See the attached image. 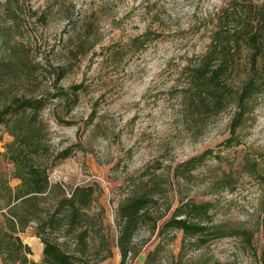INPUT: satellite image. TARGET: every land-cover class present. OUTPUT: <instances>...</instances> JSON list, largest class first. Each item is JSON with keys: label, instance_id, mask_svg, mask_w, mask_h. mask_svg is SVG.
<instances>
[{"label": "rangeland", "instance_id": "1", "mask_svg": "<svg viewBox=\"0 0 264 264\" xmlns=\"http://www.w3.org/2000/svg\"><path fill=\"white\" fill-rule=\"evenodd\" d=\"M20 7L12 19L4 11ZM244 2V3H242ZM229 0H0V66L33 62L34 76L0 69V97L27 95L51 97L42 117L55 154L72 148L70 157L50 171L53 185H62L70 197L76 187L95 189L90 215L94 240L83 250L64 231L51 239L64 250L91 264H120L117 246L118 204L140 178L161 187L150 212L158 218L179 198L209 203L215 225L248 231L251 244L232 236L196 248L186 244L178 260L181 234L153 231L147 220L134 238L139 251L129 264H144L157 252L156 264H259L264 250V91L253 102L243 123L231 133L232 104L219 112L187 106V70L204 54L217 25V15ZM240 6H260L264 0H233ZM243 7V8H244ZM35 12L38 14L36 15ZM233 15V16H234ZM229 27L240 23L229 19ZM231 22V23H230ZM142 38L144 48L130 47ZM84 42L94 46L81 59H70L69 50ZM244 48L232 57L233 71L226 83L239 84L246 68ZM71 62L60 86H82L79 102L68 112L52 98V67ZM0 171L12 165L3 161L11 137L0 132ZM209 152L185 179L175 169ZM257 163V173L243 169L245 161ZM52 161V159H51ZM182 169L178 171L180 174ZM19 180L11 179L12 187ZM52 203V201H49ZM171 209V210H172ZM166 215L165 217H167ZM31 253L27 264H43L44 244L31 224L20 234ZM111 258L101 261L108 253Z\"/></svg>", "mask_w": 264, "mask_h": 264}, {"label": "trees", "instance_id": "2", "mask_svg": "<svg viewBox=\"0 0 264 264\" xmlns=\"http://www.w3.org/2000/svg\"><path fill=\"white\" fill-rule=\"evenodd\" d=\"M232 2L233 0H229L226 7L219 11L217 25L204 54L194 67L187 70L188 84L184 100L189 108H210L214 112L232 104L235 113L230 128L234 134L252 109L256 97L264 91V3L256 7L249 4L244 8L240 6L241 13L237 16L234 15L237 7ZM9 5L8 1L3 9L15 20L19 17L20 7L12 9ZM235 17L240 23L229 27V19ZM138 44L144 48L142 38L132 40L130 47ZM85 45L82 42L69 50L68 60L77 61L94 47ZM241 48H244L247 55V69L239 84L232 87L226 80L235 64L232 57L239 54ZM51 67L56 91L52 98L63 102L68 107V112H71L79 102L82 86L66 90L60 84L73 65L71 62H63ZM2 68L11 69L26 78L37 72L33 62L25 61L13 62L11 66L4 64L0 66ZM50 99L49 96L26 93L0 97V132L11 137V141L5 144L2 159L12 165L10 174L0 171V264L29 262L31 250L23 244L20 234L31 224L36 225V234L44 244L43 264H91L82 256L64 250L51 239L53 233L64 231V237H72L83 250L88 248L89 241L94 240L95 229L89 211L94 201L95 189L92 186L76 187L68 197L62 185L51 183L50 171L58 161L71 156L72 148L55 154L49 144V131L42 114L49 106ZM208 154L209 152H204L177 166L176 176L185 179ZM242 167L251 174L258 172L257 163L250 160L245 161ZM180 169L182 172L179 174ZM11 179L19 180V185L12 187ZM133 185L130 194L117 208L120 264H129L128 261L138 257L139 251L134 250V238L147 220L152 222L153 231L159 229V235L181 234V249L178 254L180 261L186 244L200 248L211 241L232 236H241L247 244H251L248 231L213 224L211 206L207 202L195 203L179 198L173 209L168 207L162 216L153 218L150 208L157 203L155 197L161 191L160 185L143 177ZM166 215L168 216L165 217ZM157 252L150 253L144 264H156L154 257ZM111 257L109 252L101 261ZM183 264L207 263L188 260ZM259 264H264V250L260 254Z\"/></svg>", "mask_w": 264, "mask_h": 264}]
</instances>
